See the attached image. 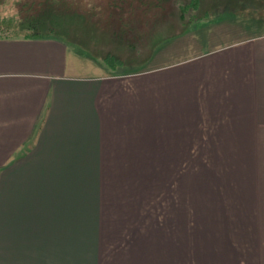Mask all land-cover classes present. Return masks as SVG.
Returning <instances> with one entry per match:
<instances>
[{
    "label": "crops",
    "instance_id": "1",
    "mask_svg": "<svg viewBox=\"0 0 264 264\" xmlns=\"http://www.w3.org/2000/svg\"><path fill=\"white\" fill-rule=\"evenodd\" d=\"M117 33L141 35L126 25ZM216 36L145 67L111 54L85 73L58 37L0 35V264H190L186 221L143 222L147 210L132 221L141 188L131 187L118 222L97 221L108 211L106 178L118 192V179L142 167H242L257 178L264 35ZM164 182L165 199L145 206L172 202ZM239 264H264V254Z\"/></svg>",
    "mask_w": 264,
    "mask_h": 264
},
{
    "label": "rangeland",
    "instance_id": "2",
    "mask_svg": "<svg viewBox=\"0 0 264 264\" xmlns=\"http://www.w3.org/2000/svg\"><path fill=\"white\" fill-rule=\"evenodd\" d=\"M16 1L2 2L0 18L19 15ZM49 2L56 5L61 2L64 6L60 12L44 20L39 36H55L65 41L70 49L69 58L72 52H76V64L85 73L97 71V64L111 54L124 60L126 67H145L150 62L155 64L180 57V44H187L184 47L187 51L189 45L192 49L210 46L212 41L214 44L219 41L218 34L232 39L264 35V0ZM123 25L139 28L141 35L124 40L127 33L122 36L115 34L118 29L123 31ZM202 32L211 33L212 41ZM13 33L11 36L30 34L19 29ZM114 59L110 56L111 62L115 63ZM245 154L243 152V157ZM245 161L249 168L255 164L251 158L244 160L246 164ZM260 162L259 158V165ZM262 162L264 164V159ZM235 170L237 167H175L167 175L162 167L147 171L142 167L132 181L131 176L118 179V192L114 191L117 183L113 181L111 184L112 178H106L109 181V189L105 190L108 211L104 208L106 212L99 215L97 222L101 218L105 223L118 222L120 213H125V208L131 205L127 203V196L132 198L134 191L141 188L144 199L133 210L137 213H134L132 221L139 222L146 210L152 217L143 222L156 219L174 226L179 221H186V225H190V264H233L231 258L238 264L247 257L252 260L257 251L264 254V167L259 172L254 169L257 178H246L242 167H238L237 173ZM165 178L172 182V202H159L158 207L152 204L145 206L156 199H165ZM132 186L136 190H131Z\"/></svg>",
    "mask_w": 264,
    "mask_h": 264
},
{
    "label": "trees",
    "instance_id": "3",
    "mask_svg": "<svg viewBox=\"0 0 264 264\" xmlns=\"http://www.w3.org/2000/svg\"><path fill=\"white\" fill-rule=\"evenodd\" d=\"M4 1L8 2V0H0V5ZM16 4L19 7V15L0 18V35L11 36L14 35L13 31L19 29V31L26 30L30 33L26 37L39 36L38 33L41 32L40 25L44 20L60 12L63 9L61 7L64 6L61 2H59V5L51 4L49 0H17ZM13 24H16V26ZM121 24H123V21H121Z\"/></svg>",
    "mask_w": 264,
    "mask_h": 264
}]
</instances>
